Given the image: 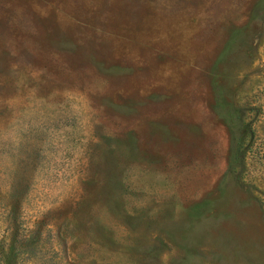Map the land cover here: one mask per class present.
Returning a JSON list of instances; mask_svg holds the SVG:
<instances>
[{"label": "rangeland", "instance_id": "374dc122", "mask_svg": "<svg viewBox=\"0 0 264 264\" xmlns=\"http://www.w3.org/2000/svg\"><path fill=\"white\" fill-rule=\"evenodd\" d=\"M0 264H264V0H0Z\"/></svg>", "mask_w": 264, "mask_h": 264}, {"label": "trees", "instance_id": "16d2710c", "mask_svg": "<svg viewBox=\"0 0 264 264\" xmlns=\"http://www.w3.org/2000/svg\"><path fill=\"white\" fill-rule=\"evenodd\" d=\"M24 244H27V247L29 248L31 245H33V242L31 238L27 237Z\"/></svg>", "mask_w": 264, "mask_h": 264}]
</instances>
